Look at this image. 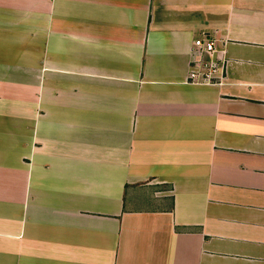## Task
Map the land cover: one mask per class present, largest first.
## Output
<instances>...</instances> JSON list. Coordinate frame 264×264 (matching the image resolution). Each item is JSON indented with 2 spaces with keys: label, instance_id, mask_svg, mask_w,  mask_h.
I'll use <instances>...</instances> for the list:
<instances>
[{
  "label": "crops",
  "instance_id": "1",
  "mask_svg": "<svg viewBox=\"0 0 264 264\" xmlns=\"http://www.w3.org/2000/svg\"><path fill=\"white\" fill-rule=\"evenodd\" d=\"M0 264H264V0H0Z\"/></svg>",
  "mask_w": 264,
  "mask_h": 264
},
{
  "label": "built area",
  "instance_id": "2",
  "mask_svg": "<svg viewBox=\"0 0 264 264\" xmlns=\"http://www.w3.org/2000/svg\"><path fill=\"white\" fill-rule=\"evenodd\" d=\"M215 42L201 38L195 42V59L189 74L191 83L213 85L221 78L222 64L215 59Z\"/></svg>",
  "mask_w": 264,
  "mask_h": 264
}]
</instances>
